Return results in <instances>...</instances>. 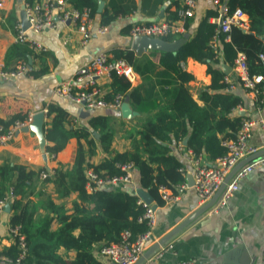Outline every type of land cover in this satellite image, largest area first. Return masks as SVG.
<instances>
[{
  "label": "trees",
  "instance_id": "obj_1",
  "mask_svg": "<svg viewBox=\"0 0 264 264\" xmlns=\"http://www.w3.org/2000/svg\"><path fill=\"white\" fill-rule=\"evenodd\" d=\"M70 1L76 9L88 8L92 16L99 17L102 25L111 23L118 14L124 13L121 8L107 4L98 14L97 0ZM218 2L226 7L228 14L240 9L247 16L248 29L244 31L231 26L227 33H223L217 24L208 22V18L217 17V8L208 12L198 23L194 34L177 51L160 52L159 66L163 73L155 81L159 88L156 97L143 98L137 87H132L125 78L111 74L105 100L110 101L114 95L123 94L136 112L145 115L139 130L129 133L128 150L111 154L113 134L104 115L92 111L94 113L85 125L74 127L65 109L57 104L47 106V122L43 127L45 152L55 155L65 148L69 139L77 141L71 167L64 169L58 165L52 178L44 180L54 184L59 197L77 194L79 203H75L71 210L45 196L41 199L45 215L36 216L37 208L27 197L34 190L33 182L41 171H29L23 166H0V199L9 187L18 197L10 204V224H20L26 237L28 254L25 264H107L94 258L92 250L95 244L108 245L123 230H129L133 236L146 231L145 223L137 222L144 208L137 204L139 198L131 189L132 184L106 186L92 195L86 192L85 171L89 168L86 161L93 154L96 142L110 157L93 170L111 176L120 175L117 164L133 163V179L137 173V185L151 196L157 206L164 204L158 192L160 187L175 194L176 185L183 181L179 172L182 164L173 153L178 142L186 139L187 149L211 161L225 153L221 141L235 137L242 117L232 111L242 104V99L235 91L228 90L220 65L227 64L232 68L237 54L241 53L251 75L264 74V62L259 59L260 54L264 56V0ZM176 11L166 21H175ZM192 21L193 17L185 19L186 33ZM182 36L168 35L162 40L171 42ZM110 53L114 59L126 61L143 81L149 80L152 62L148 56L136 57L128 49H114ZM187 59L205 65L206 74L210 77V84L198 91L202 106L193 101L186 87L192 76L182 71L180 64ZM3 125L8 127L10 124ZM82 143L87 146V151ZM89 204L94 205L92 211L87 209ZM1 254L14 256L16 249L12 245Z\"/></svg>",
  "mask_w": 264,
  "mask_h": 264
},
{
  "label": "crops",
  "instance_id": "obj_2",
  "mask_svg": "<svg viewBox=\"0 0 264 264\" xmlns=\"http://www.w3.org/2000/svg\"><path fill=\"white\" fill-rule=\"evenodd\" d=\"M68 1L73 6L71 1ZM182 1L97 0V7L98 3L102 2L101 11L97 12L96 8L98 14L107 4L121 8L124 13L118 14L107 25H102L97 15L93 16L92 35L84 46L79 45V34L76 33L70 22L59 24L55 29L43 30L38 34L28 33V38L45 48L44 52H36L30 48L28 43L21 44L15 41V27L18 23L21 24V11L24 3L28 1L4 0L3 7L0 9V71H14L20 62H24L27 66V72L17 78H0V123L11 124L15 120L25 119L28 114L42 112L45 125L47 106L57 104L68 112L72 126L85 125L87 119L94 112L84 110L82 107L58 97L55 94V87L69 80L80 67L94 56L100 53L109 54L114 49H128L133 51L136 57L142 55L149 57L152 62L149 80L143 81L138 76L131 86L137 87L143 98L156 97L159 88L155 81L160 79L163 73V69L159 66L160 52L166 51L144 50L137 54L132 49L133 39L129 31L133 25L166 20L171 13L182 6ZM214 8L216 7L211 0H197L193 21L187 32L189 36L194 34L198 23ZM208 22L218 25L215 17L208 18ZM101 26L106 27V33L103 35L96 34V30ZM182 63L184 64V67H181L182 71L192 76V80L186 84L190 96L198 106H202V102L198 99V91L200 87L210 84V77L206 74V66L192 59H187ZM226 67L229 66L227 64L220 65L223 72ZM230 69L229 74L224 72V77L229 76L231 80H234L233 70L231 67ZM261 76L263 82L257 86L255 92H246L240 87L233 90L242 99V104L232 111L234 115H238L242 119L264 120V74ZM109 80L110 78L98 80V84L103 90L104 99L109 91ZM129 105L131 110L136 112L130 102ZM95 112L108 119V126L113 134L111 154L129 149V133L139 130L141 122L145 118V115L136 112L137 115L126 119L122 116L120 109L115 111L97 110ZM95 137L97 136L95 135ZM184 141L178 143H181L185 150H189L184 145ZM248 143L260 149V152L264 151V133L258 126L253 129ZM82 144L84 150L87 151V146ZM76 148L77 141L75 138H71L61 152L53 155L44 150L43 154L37 134L32 131L19 132L5 146L0 147V166H23L29 171H49L50 173L54 172L58 165L64 169H69ZM173 153L182 167L189 172L186 154L178 151L176 146ZM171 154L170 152L169 155ZM201 156L205 161H211L204 155ZM109 157L110 154L103 152L96 142L93 154L87 157L86 163L89 165V169H93ZM186 175L185 180L189 185L191 175L189 173ZM52 176L50 175L51 178ZM181 179L183 180L182 176ZM32 186L34 190L29 193L27 199L36 206V216L45 215L41 204V199L45 196L52 198L56 203H60L67 210H71L75 203H79L76 193L59 197L54 184L52 182L46 183L39 177ZM131 186L134 192L139 188L137 173H135ZM167 192L171 200L164 201L162 206H157L154 202L152 204L157 206L155 209L156 225L153 230L155 241L145 251L202 207L191 187L184 190L177 198H175L176 193L174 194L170 190ZM87 209L92 211L94 205L89 204ZM10 215L9 206V209L5 208V212L0 216V253L11 246V241L6 234L10 224ZM54 228L55 225H53ZM101 246L102 244H95L92 254L97 261L106 263L98 256V249ZM263 251L264 168H261L238 182V190L233 193L218 213L211 214L208 210L178 232L167 244L160 247L143 263L149 260L154 261L162 253L158 261L163 264H176L185 261H194L196 264H258ZM72 255L73 253L70 254V256Z\"/></svg>",
  "mask_w": 264,
  "mask_h": 264
},
{
  "label": "built area",
  "instance_id": "obj_3",
  "mask_svg": "<svg viewBox=\"0 0 264 264\" xmlns=\"http://www.w3.org/2000/svg\"><path fill=\"white\" fill-rule=\"evenodd\" d=\"M211 2L217 8L218 15L215 19L221 32L227 33L231 26H236L244 31L248 29L247 17L240 9H235L231 14H228L226 7L220 4L218 0H211ZM3 3L4 0H0V9L3 7ZM196 7L197 0H183L182 6L176 11L177 19L175 21L163 20L157 23L133 25L129 31L130 36L132 39L135 37L162 39V37L168 35L179 37L186 32L184 28L185 19L194 16ZM23 10L27 28L23 29L20 23L16 25L15 41L21 44L28 43L30 48L36 52H44L45 48L38 42L28 38V33L38 34L43 30H52L59 24L70 22L76 33L79 34L80 46H84L92 35L93 16L91 11L88 8L76 9L71 6L68 0L25 2ZM106 31V27L101 26L96 30V34L103 35ZM259 59L264 62L262 54L259 55ZM181 67H184L183 63H181ZM232 70L234 80H231L229 76L223 78V82L228 85V90L230 91L239 86L246 92H255L257 86L263 82L261 75H251L249 73L245 56L241 53L237 54ZM26 72V64L20 62L14 71H0V78H17L25 75ZM112 73L125 78L130 85H133L138 78V75L126 61L114 59L106 53H100L80 67L69 80L57 85L55 94L87 111L119 110L126 97L123 94H116L112 100H105L103 90L98 84V80L109 79ZM33 116L34 114H28L25 119L15 120L8 127L0 123V147L5 146L14 138L15 134L27 127L32 122ZM256 126L264 133V120L242 119L235 137L221 141V146L225 149V153L212 161H205L201 155L196 156L191 150H185L181 143H177L176 149L186 154V161L190 171L187 172V169L183 167L179 169L183 181L175 187V198L189 187L185 180L186 174L189 173L193 179L191 188L196 194L199 204L201 206L205 205L224 183L230 171L240 161L260 152V149L248 143ZM117 167L120 169L121 174L112 176L105 172H95L93 169H86V191L92 194L106 186L117 187L119 185L132 184L135 169L133 163L117 164ZM261 168H264V155L250 160L240 167L225 185L209 212L211 214L218 213L226 205L233 193L238 190V182L253 171ZM50 175H53V172L41 171L38 177L40 180H45ZM158 192L163 201L171 200L167 190L163 187H160ZM16 198L13 188L9 187L6 194L0 199V216L5 212V207L7 205L10 206L11 202ZM137 204L144 208V212L137 218V222H144L147 227L146 231L133 236L129 230H123L114 242L99 247L98 256L106 263L134 264L155 241L153 234L156 225L155 209L141 199H138ZM6 234L11 241V246L13 245L16 249V255L8 256L0 253V264H25L28 244L21 225L9 224ZM161 255L162 253L154 261L149 260L143 264H163L158 261ZM176 264L196 263L194 261H185ZM258 264H264V251Z\"/></svg>",
  "mask_w": 264,
  "mask_h": 264
},
{
  "label": "water",
  "instance_id": "obj_4",
  "mask_svg": "<svg viewBox=\"0 0 264 264\" xmlns=\"http://www.w3.org/2000/svg\"><path fill=\"white\" fill-rule=\"evenodd\" d=\"M102 8V2L98 3L97 12H100ZM21 26L23 29L27 28V24L25 21L24 16V10L22 8L21 11ZM189 38V34L185 33L182 37L175 39L171 42H165L162 39L159 38H148V37H135L133 38V44L132 49L137 52V54H140L144 50H160V51H166V52H175L177 51ZM264 42V38H262ZM230 67L224 68L225 74L230 73ZM120 112L122 116L126 119L132 118L134 115H137L136 112L132 111L128 102V98H125L124 102L122 103L120 107ZM43 127H44V114L42 112L35 113L32 119V122L25 128H23L20 132H28L32 131L35 134L38 135L40 139V143L42 145V151L44 154V148L46 145V141L44 139L43 135ZM184 145H186V141H184ZM264 151L258 152L257 154L251 155L248 158L240 161L227 175V177L224 180V183L221 185V187L217 190V192L213 195V197L201 208H199L196 212L191 214L187 219H185L182 223L177 225L174 229H172L169 233H167L164 237H162L157 243L152 245L147 251L143 253V255L139 258V260L134 264H142L149 256H151L154 252H156L160 247H163L165 244H167L178 232H180L182 229H184L187 225H189L192 221H194L199 216L203 215L205 212H207L217 201L219 198L222 190L224 189L225 185L230 181V179L233 177V175L242 167L244 164L248 163L250 160H253L255 158L260 157ZM193 184L192 176H190V183L189 187H191ZM136 196L144 201L147 205H151L153 209H156V205L153 204V199L151 196L144 191L141 188H137ZM7 210L9 209V205L5 207Z\"/></svg>",
  "mask_w": 264,
  "mask_h": 264
}]
</instances>
